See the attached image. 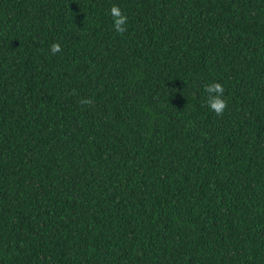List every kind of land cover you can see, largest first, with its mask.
Instances as JSON below:
<instances>
[{
	"label": "trees",
	"instance_id": "1",
	"mask_svg": "<svg viewBox=\"0 0 264 264\" xmlns=\"http://www.w3.org/2000/svg\"><path fill=\"white\" fill-rule=\"evenodd\" d=\"M0 264H264V0H0Z\"/></svg>",
	"mask_w": 264,
	"mask_h": 264
},
{
	"label": "clouds",
	"instance_id": "2",
	"mask_svg": "<svg viewBox=\"0 0 264 264\" xmlns=\"http://www.w3.org/2000/svg\"><path fill=\"white\" fill-rule=\"evenodd\" d=\"M109 15L113 21V30L123 35L127 32V15L116 5L110 8ZM52 55H56L61 52V46L59 43H53L49 49ZM204 92L207 94L205 104L206 106L217 116H223L226 108L228 107V101L224 98V87L219 82H212L204 85ZM83 105H91L92 101L89 99H81Z\"/></svg>",
	"mask_w": 264,
	"mask_h": 264
}]
</instances>
